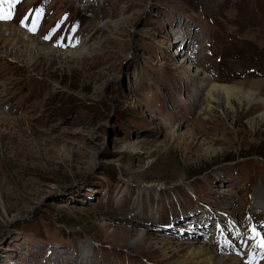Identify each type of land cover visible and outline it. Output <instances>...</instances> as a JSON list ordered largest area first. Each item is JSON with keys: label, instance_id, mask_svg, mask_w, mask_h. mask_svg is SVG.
I'll list each match as a JSON object with an SVG mask.
<instances>
[{"label": "rangeland", "instance_id": "obj_1", "mask_svg": "<svg viewBox=\"0 0 264 264\" xmlns=\"http://www.w3.org/2000/svg\"><path fill=\"white\" fill-rule=\"evenodd\" d=\"M8 5L0 264H176L186 243L225 258L264 240V0ZM200 74L236 86L229 106Z\"/></svg>", "mask_w": 264, "mask_h": 264}, {"label": "bare ground", "instance_id": "obj_2", "mask_svg": "<svg viewBox=\"0 0 264 264\" xmlns=\"http://www.w3.org/2000/svg\"><path fill=\"white\" fill-rule=\"evenodd\" d=\"M3 26H4V24H0V28H3ZM23 35H24V33H23ZM25 36H29V35L28 34H25ZM85 43H86V41H83L81 43L80 48L78 50H81L83 48V46H84ZM49 52L50 53H53L52 52V49H49ZM3 54H4V57L7 58V55L9 53H7V54L3 53ZM56 54H58V53H56ZM53 58H56V56H53ZM58 58L61 59L60 57H58ZM199 77L202 80V82L200 83V87L202 89L207 90V92H206V98L208 100H210V101L216 100L215 102H218V104L222 105V107L223 106L224 107L229 106V99L231 97H234V93L237 90L236 89V86H234V87H220V86H216L214 83H212L211 82V79L208 76H205L204 74L203 75L200 74ZM258 83L260 84V82H257V84ZM246 85H248V86H250V85H256V82H250V83H248ZM251 92L252 91H250V94H251ZM252 94H256V93H252ZM242 95H244V94H242ZM246 95L247 94H245V96ZM251 98L252 99H250V102L253 103V105L254 104L255 105L256 104H259L258 103V102H260L259 99H256L255 100V98H253V97H251ZM259 117L260 118H263L264 117V113L262 114V116H259ZM256 119L259 120V118H256ZM176 138H177V140L180 139V137H178V136ZM151 186H161V185H151ZM224 192L227 193L228 190H224ZM200 227L203 228L204 226H200ZM211 229H212V231H210L211 236L209 238L210 239H213L212 238V235L214 234V232H215V230L217 228L216 229L215 228H211ZM219 229H222V228L218 227V230ZM216 234H219V232L218 233L215 232V235ZM207 236H208V234L203 235V237H206V238H207ZM137 237L140 238L141 241H143V238H142V235L141 234H138ZM239 237H237V239H236L237 241H240L241 236H239ZM254 240H255V237H252V235H251V237H249V239H246V240L243 239L242 242H241V244H240V246H241L240 247V251H239V249H235V247H233V246L229 250H225V251H229V252L230 251H233L231 254L227 255L225 258L224 257L223 258H218L217 255H216V253L213 250L209 249V248H206V249H195V248H193V246L190 243H186V246L184 247V249H188L189 250L187 252V254H186V259H185V261L177 262L176 264H243L241 262V260L239 259V257H238L239 256V253L241 254V252H243V257L244 256L246 257L247 254L250 255V256H252V254H255V253H256V256L262 254V252L260 251V247L257 246L254 243ZM260 241L261 240H259V243H260ZM244 243L247 244V245H245ZM137 244H138V242L136 243V245ZM233 253H235V254H233ZM172 257L173 256H168V253L166 251H164L163 254H162V259L165 260V261H168ZM246 263L248 264V262H246ZM251 264H253V263H251ZM259 264H264V262L259 263Z\"/></svg>", "mask_w": 264, "mask_h": 264}, {"label": "snow or ice", "instance_id": "obj_3", "mask_svg": "<svg viewBox=\"0 0 264 264\" xmlns=\"http://www.w3.org/2000/svg\"><path fill=\"white\" fill-rule=\"evenodd\" d=\"M19 0H0V21H4V20H10L12 18V11L11 10H5L3 8V4L4 3H8L10 5H15L16 3H18ZM38 20H39V14L37 15V20L33 22V28L32 30L35 29V27L37 26V23H38ZM22 25H26L27 23V20H22ZM253 231H255L253 229ZM261 248H264V240H261L260 241V245H259Z\"/></svg>", "mask_w": 264, "mask_h": 264}]
</instances>
